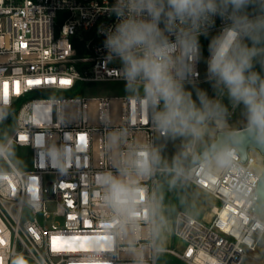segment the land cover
<instances>
[{"label":"built area","instance_id":"1","mask_svg":"<svg viewBox=\"0 0 264 264\" xmlns=\"http://www.w3.org/2000/svg\"><path fill=\"white\" fill-rule=\"evenodd\" d=\"M114 3L0 0V111L8 114L0 122V135L14 128L6 143L31 154L30 169H21L8 156L0 158V264L20 259L33 264H166L158 260L163 252L183 264H245L264 236V214L255 212L264 167L260 173L251 168L255 149L242 162L231 148L229 167L217 169L211 156L181 168L184 182L219 205L210 220L186 210L175 214L173 235L182 242L180 249L157 246L143 207L145 196L157 198L162 177L176 175V167L160 164L153 175L139 179L135 220L122 224L104 206L103 174L118 175L125 155L156 151L157 140L169 136L152 123L153 107L145 95L85 97L91 84L124 81L102 34L117 23L110 11ZM220 27L217 19L209 35ZM210 39L200 37L202 56ZM208 56L197 64L193 84H209ZM210 96L223 100L214 90ZM117 133L121 139L114 146Z\"/></svg>","mask_w":264,"mask_h":264},{"label":"clouds","instance_id":"2","mask_svg":"<svg viewBox=\"0 0 264 264\" xmlns=\"http://www.w3.org/2000/svg\"><path fill=\"white\" fill-rule=\"evenodd\" d=\"M110 11L117 23L102 33L104 47L120 62L126 88L142 89L153 107L154 126L188 138L191 146L228 112L206 89L192 88L202 58L200 37L207 38L219 19L221 27L208 45L206 80L233 108L242 107L248 130L264 139V0H115ZM7 119L0 111V122ZM120 139L114 134L113 145ZM11 154L12 144L0 143V158ZM210 155L221 168L234 157L224 145ZM160 164L157 151L140 149L119 161L118 175L101 177L103 204L122 224L135 220L140 210L139 179L153 175ZM175 171L176 178L183 174L179 167ZM143 207L150 231L158 236L165 223L160 201L146 195Z\"/></svg>","mask_w":264,"mask_h":264},{"label":"rangeland","instance_id":"3","mask_svg":"<svg viewBox=\"0 0 264 264\" xmlns=\"http://www.w3.org/2000/svg\"><path fill=\"white\" fill-rule=\"evenodd\" d=\"M207 54L208 51L204 53L202 60L206 59ZM195 87L206 89L209 95L213 93L210 84H193L192 88L194 89ZM215 94L220 95L216 92ZM135 95H144V93L142 89L130 90L126 88L125 81H107L91 84L85 92V97L87 98L129 97ZM45 96H48V94H43L41 97ZM60 96L75 95L61 94ZM78 96L82 97V94ZM222 96V103L227 106L228 110H232L233 107L226 95ZM193 98L195 99V92H193ZM219 121L209 124L203 141L196 145L194 149H190L191 145L188 138L176 137L171 134L166 138H159L156 142V151L161 157V165L166 168H188L191 161L213 143L218 131L239 130L247 127L242 107H238L235 113H229ZM13 130L14 128L4 132L2 136L0 135V143H6ZM250 154L261 159V156L256 152L251 151ZM8 157L21 169H30L31 154L28 150L12 146V154L8 155ZM157 199L162 205V214L165 220L163 229L156 236L157 246L167 250L180 249L183 246L182 242L173 235V220L179 210H186L196 217L210 219L212 216L210 208H217V205H219V202L216 201L217 205L212 206V201H210L207 194L192 184L184 182L181 177L176 178V175L171 173H167L162 177L157 190ZM158 260L160 263L166 264H183L167 252L160 253ZM17 264L33 263L27 259H20ZM245 264H264V236L262 237V242L257 245V250L249 254Z\"/></svg>","mask_w":264,"mask_h":264},{"label":"water","instance_id":"4","mask_svg":"<svg viewBox=\"0 0 264 264\" xmlns=\"http://www.w3.org/2000/svg\"><path fill=\"white\" fill-rule=\"evenodd\" d=\"M219 145L236 148L241 156L242 162L247 161L249 149L259 150L264 155V139L259 138L257 133L249 131L247 127L239 130H224L216 133L213 143L196 156L189 166H193L202 160L210 158V152ZM255 212L260 215L264 214V173L257 187V205Z\"/></svg>","mask_w":264,"mask_h":264},{"label":"bare ground","instance_id":"5","mask_svg":"<svg viewBox=\"0 0 264 264\" xmlns=\"http://www.w3.org/2000/svg\"><path fill=\"white\" fill-rule=\"evenodd\" d=\"M219 122H221V121H219ZM253 152H256V153H258V151H256V150H252ZM191 152H192V150H191ZM259 154V153H258ZM260 155V154H259ZM261 156V155H260ZM253 159V163L251 164V168L253 169V170H256V172H258V173H260V172H262V170H263V167H264V157H262L261 156V159L260 158H257V157H255V156H251ZM212 158V157H211ZM212 164L217 168V169H220L221 167H218L216 164H215V162H214V160H213V158H212ZM206 194V193H205ZM208 195V194H207ZM209 196V198H210V201H212V206L213 205H217L216 204V199L215 198H213L212 196H210V195H208ZM211 209V212H212V216H211V218L214 216V211L217 209V208H210ZM194 215V214H193ZM210 218V219H211ZM210 219H205V220H210ZM260 242H262V238L259 240V243ZM258 243V244H259Z\"/></svg>","mask_w":264,"mask_h":264},{"label":"snow or ice","instance_id":"6","mask_svg":"<svg viewBox=\"0 0 264 264\" xmlns=\"http://www.w3.org/2000/svg\"><path fill=\"white\" fill-rule=\"evenodd\" d=\"M39 83H40V81H29V84H39ZM62 83H66V81H62ZM5 95H7V84H5ZM53 239L56 240L59 238L54 237ZM69 239H77V238L71 237Z\"/></svg>","mask_w":264,"mask_h":264},{"label":"trees","instance_id":"7","mask_svg":"<svg viewBox=\"0 0 264 264\" xmlns=\"http://www.w3.org/2000/svg\"><path fill=\"white\" fill-rule=\"evenodd\" d=\"M210 36H212V35H209L208 37H210ZM77 44V43H76ZM78 46V45H77ZM80 46H82V44L80 45Z\"/></svg>","mask_w":264,"mask_h":264}]
</instances>
